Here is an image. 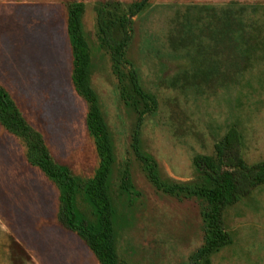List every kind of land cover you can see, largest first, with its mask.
Instances as JSON below:
<instances>
[{
    "label": "rangeland",
    "instance_id": "374dc122",
    "mask_svg": "<svg viewBox=\"0 0 264 264\" xmlns=\"http://www.w3.org/2000/svg\"><path fill=\"white\" fill-rule=\"evenodd\" d=\"M0 2L21 3L23 11L19 20L6 17L3 38L45 39L44 48L36 47L32 58L20 54L23 58L11 60L18 79L7 87L28 121L44 132L54 160L75 178V221L91 231L99 228L86 194L99 158L86 125L87 103L71 82L74 55L66 31L68 8L82 3L86 80L96 96L113 159L106 185L114 251L122 264H189L204 243L210 207L201 197L157 191L147 168L134 156V130L147 106L133 91L126 68L114 66L98 18L102 14L111 26L115 41L122 33L120 20L131 21L126 58L143 91L155 101L140 127L138 147L157 163L158 179L210 187L193 160L203 156L216 162L214 145L231 127L239 134L244 162L264 161V0ZM5 47L10 53V44ZM125 170L129 190L121 185ZM55 186L60 197L66 193V186ZM222 222L231 243L203 264H264V184L227 207ZM21 238L27 242L26 254L12 246L14 264H99L83 239L61 225L49 226L40 237L27 230Z\"/></svg>",
    "mask_w": 264,
    "mask_h": 264
},
{
    "label": "trees",
    "instance_id": "16d2710c",
    "mask_svg": "<svg viewBox=\"0 0 264 264\" xmlns=\"http://www.w3.org/2000/svg\"><path fill=\"white\" fill-rule=\"evenodd\" d=\"M145 1L136 6L137 11ZM82 3L72 5L67 10L66 31L71 39L73 64L71 82L78 96L87 103L86 125L90 135L95 139L99 165L86 187V194L98 215L97 231H91L82 223L75 221L72 210V197L75 193L76 181L70 171L60 166L51 155L43 135L24 117L8 92L0 86V125L11 135L19 138L25 149L26 159L30 165L39 167L56 185L66 186V193L60 198L58 219L62 226L77 233L92 251L99 264H122L114 251L112 241V207L107 192L106 179L112 164V152L108 134L97 105L94 92L86 80V64L88 46L81 29ZM132 11V14L135 13ZM121 37L118 41L112 38L111 26L98 18V28L110 53L114 66L124 67L137 96L147 106L137 119L132 139V150L136 159L147 168L150 182L159 192L168 195H186L204 198L209 205L205 213L207 234L203 245L190 257L189 264H203L204 260L217 249L231 243V237L222 222L224 210L248 196L253 188L264 184V161L247 165L242 159L240 138L235 127H231L223 139L214 145L216 162L208 157L197 156L193 163L199 174L205 177L211 186L166 184L161 182L156 173L157 163L142 154L138 147L139 130L145 115L155 109V101L142 89L138 75L126 58V51L132 40L131 21L128 18L119 22ZM122 188H131L129 172L125 170Z\"/></svg>",
    "mask_w": 264,
    "mask_h": 264
},
{
    "label": "crops",
    "instance_id": "0c3cea01",
    "mask_svg": "<svg viewBox=\"0 0 264 264\" xmlns=\"http://www.w3.org/2000/svg\"><path fill=\"white\" fill-rule=\"evenodd\" d=\"M19 5L21 3L0 2V86L11 98L7 86L12 80L18 79V72L12 70L11 60L23 58L20 54L32 58V52L36 47L43 49L45 41L44 38L26 40L2 37L6 17L13 15L19 20L23 12ZM7 43L10 44V53L5 47ZM13 101L16 103L14 99ZM17 107L19 108L18 105ZM20 111L22 112L21 109ZM22 114L24 115L23 112ZM25 119L28 121L26 117ZM34 128L43 135L46 143L44 132ZM0 129V264H14L12 246L26 254L23 244L27 242L21 237L26 235L27 230L34 237H40L49 226H62L58 219L60 193L54 182L39 167L27 162L22 141L1 125ZM44 184L48 186L47 190L44 189Z\"/></svg>",
    "mask_w": 264,
    "mask_h": 264
}]
</instances>
